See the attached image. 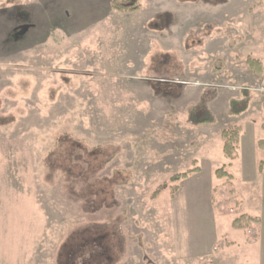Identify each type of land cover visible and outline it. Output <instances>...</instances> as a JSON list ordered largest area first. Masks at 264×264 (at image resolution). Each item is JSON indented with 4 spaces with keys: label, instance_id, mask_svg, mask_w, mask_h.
Returning <instances> with one entry per match:
<instances>
[{
    "label": "rangeland",
    "instance_id": "obj_1",
    "mask_svg": "<svg viewBox=\"0 0 264 264\" xmlns=\"http://www.w3.org/2000/svg\"><path fill=\"white\" fill-rule=\"evenodd\" d=\"M112 2L0 0V264H264V0Z\"/></svg>",
    "mask_w": 264,
    "mask_h": 264
},
{
    "label": "trees",
    "instance_id": "obj_2",
    "mask_svg": "<svg viewBox=\"0 0 264 264\" xmlns=\"http://www.w3.org/2000/svg\"><path fill=\"white\" fill-rule=\"evenodd\" d=\"M143 0H113L112 2V8L114 11L117 12H125V13H135L141 9ZM248 64L253 69L257 74L262 73V65L259 61L257 60H248ZM243 98L241 100H231L230 101V114L232 116H240L244 114L250 104V93L248 89H244L243 92ZM195 112L191 113V122L197 126H202L205 124H211L214 122V119L212 115L209 112H205L203 116H194ZM242 127H238L236 130H224L222 132V137L224 139V155L227 159L229 160H234L240 145V138H241V133ZM258 148L261 151H264V140H260L258 142ZM260 171H262L263 166L260 165L259 167ZM199 169H196L194 171H198ZM192 173V172H191ZM189 173H183V174H178L175 175L171 178V182L173 184L178 183L188 177ZM217 175L220 178L223 177H230V175L226 172L225 168H221L217 170ZM175 192L178 191V188L176 187ZM232 205H235V208H231ZM239 205L237 200L235 199H229L225 202H219L216 204V208L220 213H231L234 210H239ZM261 225V219L260 218H255V217H250L247 215H242L239 218L235 219L233 222V227L235 229H246L249 238L248 242L249 243H255L258 238H259V230L257 229L258 226ZM224 243L221 242L219 244V248H223ZM77 250H81L82 246H78L76 248ZM68 250L69 253H66L65 259L67 260V264H75L74 263V251L76 250ZM73 255V256H72ZM103 253H93L87 261L83 262L84 264H89L90 262H93V260H96V257H103ZM70 258V262H69ZM99 258V259H100ZM98 260V259H97Z\"/></svg>",
    "mask_w": 264,
    "mask_h": 264
},
{
    "label": "crops",
    "instance_id": "obj_3",
    "mask_svg": "<svg viewBox=\"0 0 264 264\" xmlns=\"http://www.w3.org/2000/svg\"><path fill=\"white\" fill-rule=\"evenodd\" d=\"M253 244V243H252Z\"/></svg>",
    "mask_w": 264,
    "mask_h": 264
}]
</instances>
